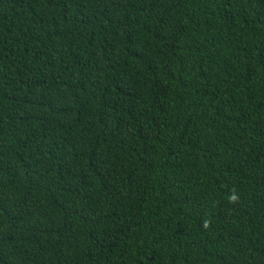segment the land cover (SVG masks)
<instances>
[{
	"label": "trees",
	"instance_id": "obj_1",
	"mask_svg": "<svg viewBox=\"0 0 264 264\" xmlns=\"http://www.w3.org/2000/svg\"><path fill=\"white\" fill-rule=\"evenodd\" d=\"M0 264H264V0H0Z\"/></svg>",
	"mask_w": 264,
	"mask_h": 264
},
{
	"label": "clouds",
	"instance_id": "obj_2",
	"mask_svg": "<svg viewBox=\"0 0 264 264\" xmlns=\"http://www.w3.org/2000/svg\"><path fill=\"white\" fill-rule=\"evenodd\" d=\"M237 199H238V197L235 195V194H233L231 197H230V200H231V202H236L237 201ZM205 228H207L208 226H209V222L206 220V221H204V225H203Z\"/></svg>",
	"mask_w": 264,
	"mask_h": 264
}]
</instances>
